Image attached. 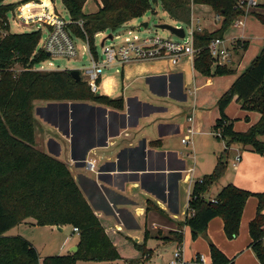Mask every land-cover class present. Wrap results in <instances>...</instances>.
Instances as JSON below:
<instances>
[{"label": "trees", "instance_id": "trees-1", "mask_svg": "<svg viewBox=\"0 0 264 264\" xmlns=\"http://www.w3.org/2000/svg\"><path fill=\"white\" fill-rule=\"evenodd\" d=\"M5 1L0 0V264H41L39 252L29 241L20 236H6L10 230L29 220L37 226L71 225L79 231L77 253L47 257L42 264L116 262L120 260L117 248L69 169L59 160L35 150L37 120L34 102H72L76 103L78 112L81 105L89 102L122 111L125 101L92 93L83 79L78 82L72 77L71 71L36 70L50 59L39 49L42 34L40 31L12 34L9 15H14L18 4H5ZM31 1L35 0H24L22 4ZM61 1L71 17L69 31L82 41L88 39L96 57L97 35L108 31L115 33L130 21L142 18L152 10L153 2H160L164 10L184 26L192 22V5L209 7L218 19H222V23L220 29L213 33L203 29L194 32L195 70L204 77L230 76L236 72L234 63L223 67L216 65L209 50L212 41L224 39L234 22L243 16V12L236 8L235 0H100L97 12L92 14L84 12L89 0ZM41 3L24 6L18 12L20 17L30 23L41 19L50 23L56 21L51 1L41 0ZM254 15L264 25V13ZM79 22H83V28ZM47 27L52 30V27ZM236 44L234 50L237 54L240 49L246 52L249 47L247 41L241 43L238 40ZM18 68L21 70L16 71ZM235 99L243 111L260 115L259 121L246 132L235 131L237 120L226 114ZM218 108L220 118L213 131L218 140L225 141L224 153L214 171L194 183L189 200L191 215L179 230L172 233V240L182 245V228L187 226L196 241L207 234L209 224L216 218L223 220L226 237L237 239L246 204L255 197L259 204L256 217L249 226L250 247L260 264H264V192L252 193L230 184L214 201L206 198L213 186L225 176L229 150L233 145L251 147L254 153L264 156V142L261 140L264 136V48L222 95ZM81 114L86 119V115ZM64 130L68 132L67 126ZM79 130L85 133L81 135ZM92 132L93 128L77 124V147L81 138L85 134L92 135ZM137 248L144 252V256L152 254V251L147 252L146 246ZM210 250L213 264H233L213 243H210Z\"/></svg>", "mask_w": 264, "mask_h": 264}, {"label": "crops", "instance_id": "crops-1", "mask_svg": "<svg viewBox=\"0 0 264 264\" xmlns=\"http://www.w3.org/2000/svg\"><path fill=\"white\" fill-rule=\"evenodd\" d=\"M50 1L55 3V0ZM99 4L100 0H89L84 8L85 14L97 12ZM204 7L206 8V6ZM245 28L242 29L243 33ZM100 35L102 34L98 36ZM224 40L226 42L229 41L225 38ZM199 75L201 74L195 70L194 60L187 57L178 65H172L167 60L137 62L126 66L115 65L107 69L102 78L100 95L113 99H124L127 111L125 113L117 112L112 114L114 121L108 135H105L102 144L96 148L95 170L99 171L101 175L95 179L88 178L81 173L83 165L81 167L77 166V184L98 218L100 213H106L107 216H114L120 226L129 227L130 225H136L131 207L136 205V200L140 198L139 195L146 200V238L154 239L157 242V248H146L147 252L152 251L149 260L145 259L144 252H142L140 258L132 262L127 261L124 264L141 262L156 264L152 262L154 261L153 259L158 256L161 257L162 253H165V248L174 244L176 245V250L180 245L172 240V233L179 230L184 221H178L173 216L171 217L170 214L179 213L181 208L179 194L188 190L187 203L183 205V211L186 212L185 219L190 216L189 200L196 181L191 179L190 184L187 185L185 183L188 178L187 176L184 179L187 169L185 162L175 161L174 155L170 152L172 151L170 141L175 135H181L184 138L187 136L192 140V145L190 146L194 147V137L201 134L208 135L207 129L209 128L206 129V125L208 124L213 130L216 121L220 118L219 115L215 123H212V112L206 108L198 109L196 106L198 100L201 105L202 101H204L201 96L203 88L213 87L214 85L213 80L205 81ZM227 89H218L216 99H220L230 88ZM211 94L212 91H209L208 97L212 96ZM149 96L157 98L159 102L167 106L161 110L163 113H169L174 105L188 108L189 113L186 117L174 121H172L174 118L172 117L174 115L172 112L170 118L164 116L155 119L151 114H144L151 106L148 103ZM235 102H237L236 99ZM133 104L136 105L134 106V113L137 115L133 114ZM229 107L226 110V114L230 119L241 121L245 117H249L248 115L235 117L229 113ZM125 114H131V118L128 121L125 120ZM81 115L79 114V116ZM119 115L122 119L121 122L117 120ZM191 118L193 122L189 121ZM259 119L260 115L254 124ZM168 120L170 122H167ZM115 121L118 122V126L115 129L116 132H113V123ZM163 123L169 124L171 131L163 134V127L161 126ZM237 124L238 121L234 125V129L237 132H246L251 127L250 125L249 128L243 131V129L237 128ZM191 127L194 128L192 137L188 133ZM79 133L83 135L85 131L79 130ZM69 134L67 133V137H69L71 147H73V144L76 143L77 132H74L75 135L72 133L69 136ZM184 138L181 140L182 144ZM261 140L264 142V136ZM241 152L243 154L238 156L235 163H233L235 168L233 176L223 185L222 189L233 184L252 193H263L264 156L254 153L251 147L243 148L239 153ZM123 154L124 156L122 157ZM238 158H240L239 162H237ZM187 171H190V169ZM158 185L161 187V196L153 192V188ZM258 204V199L255 197L248 200L241 221L240 234L235 240H229L226 237L224 222L221 218H216L209 224L206 234L208 241L200 236L193 243H188L186 239L188 237L192 238V234L190 228L184 226L182 228L184 232L182 246L184 247L185 259L194 261L196 257L203 255L209 264H213L210 250V243H213L229 260L233 261V264H260L250 247L252 240L249 232L250 223L257 214ZM99 220L101 221L100 218ZM29 221L31 222L30 224H33V220ZM101 223L103 225L102 221ZM52 228L60 232L65 229L64 227ZM106 233L109 236L107 230ZM76 234L78 235V233ZM7 235L9 234L7 233ZM15 236L30 239L21 230ZM32 245L36 248L34 244ZM76 247H78V244ZM62 249H64V245ZM173 253H170V255H173ZM161 259L164 260L163 256ZM118 261L120 262V260ZM118 261L105 264H116ZM168 261L163 264H168ZM42 262L43 260H41V264Z\"/></svg>", "mask_w": 264, "mask_h": 264}, {"label": "rangeland", "instance_id": "rangeland-1", "mask_svg": "<svg viewBox=\"0 0 264 264\" xmlns=\"http://www.w3.org/2000/svg\"><path fill=\"white\" fill-rule=\"evenodd\" d=\"M23 1L24 0L5 1V4H18V7L14 11V15H9L11 30L10 32L12 34H23L40 31L42 34V38L39 45V49L42 50L45 41L48 38V33L50 29L43 23L37 22L35 25H22V23L17 20V13L19 12V9L22 8ZM33 2H38L39 4V2L41 1H31V3ZM52 4H54L53 7L56 9V12L59 17L65 22L70 23L71 17L66 8L64 7L62 1L55 0V3ZM191 10L193 26L195 28L198 27L200 28V30H208L210 33H213L220 29L222 19H218L209 7L205 8L204 6L192 5ZM237 20H243L246 23V28L244 30L245 32L243 33L242 29H236L232 25V27L226 32L224 37L225 39L229 40L230 43L235 40V46L237 45L236 41L238 43V40L241 41V43L246 41L249 42V47L246 52L240 49L239 54H237L235 51L236 54L233 59V66H237L236 72L230 76L204 77L202 75H199V77H201V79H205V81H214L213 87H205L201 91V96L204 100L202 101V105L199 100L196 105L198 109L206 108L208 111L212 112V123H215V120L219 118L220 115L218 109V102L220 99H216L217 90H223L224 88L229 89L233 82L251 66L252 62L256 59L257 56L260 55L262 49L264 48V25L259 21V19L255 15L250 14L246 16H241ZM144 23H149V28L139 29V27H141V25ZM161 24H168L175 27L183 26L181 23L175 21L169 15V13L164 10L160 2H153L151 11L147 12L142 18L130 21L129 23L124 25L120 30L114 33V36L119 37V39H116L113 42L107 41L106 38L110 34H112V32H105L104 34L96 38V47L98 51L101 52L102 44L105 40L107 41V45L114 44L116 46H119L122 42H124L126 37H134L135 35L158 36L164 39L172 40L176 39V37L172 36L168 31L156 29L154 27L155 25ZM130 32L132 34H129ZM74 37L78 49L77 57H50L49 60L40 64L36 68L38 70L43 69V71L77 70L83 73L86 68L91 66V59L86 50V43L80 39L78 40L76 36ZM243 52L244 55L242 58ZM20 70V68L16 69V71ZM209 91H212V96L208 97ZM148 100V103L151 106L147 109L146 112H144V114H151V116L155 119L164 116L170 118V116H172L171 114L173 113L174 115L172 117L174 118L172 121H174L179 118L186 117L189 113L188 108L176 105H174L173 107L170 106L172 108L170 109L169 113H163L161 110L167 106L162 104V102H159L158 99L154 98L153 96H149ZM74 104L76 103L46 101L34 102V115L37 120L35 130L36 144L34 148L36 151L46 154L63 163L69 169L72 176L77 182V166L81 167V165H83L81 173H83V175L88 178L95 179L96 177H99V175H101L99 171L91 169V166L89 164L95 165V162L97 160L96 148L99 147L100 144H102L105 135H108L112 122L114 121L112 119V114H116L117 112L125 113L127 110L125 108L124 110L120 111L105 104L89 102L81 105L80 110H78L77 112V105L75 106ZM228 111L235 117H244L245 115L249 116V120H246V117L241 121L237 120V128L243 129V131L246 130V128H249L250 125L252 126V124H254L259 117V114L257 112L247 113L243 111L241 109V105L235 102V100L230 104ZM81 113L86 115V119L82 118L83 115L79 116V114ZM130 118L131 114H125L126 121H128ZM117 120L120 122L122 121L120 115L117 116ZM167 122L170 121L168 120ZM117 123V121L113 123V132H116L115 129L118 126ZM77 124H80L81 126L83 125V127L89 126L90 128H93L92 133L94 134L87 136L85 134L81 138L78 147L76 138V143L73 144V147H71L69 137H67V133H70L71 135L72 133L74 134V132L76 133ZM168 125L169 124L167 123L161 124V126L163 127V134L171 131ZM66 126L68 132H65L64 130ZM206 129L209 132L208 135L201 134L199 136L196 135L194 137V147L182 144L181 140L184 137L181 135H175V137H173V139L170 141V147L172 148V151L170 152L172 155H174L175 161L178 160L185 162L187 169L184 179L188 176L187 180L185 181L187 185L191 183V179L197 181L199 178H202L207 174H211L217 165L219 157L224 153L226 145L225 141L218 140L215 134L213 133L212 127H210L208 124L206 125ZM70 134L69 136H71ZM184 139L188 140L189 137L186 136ZM242 149L243 147L238 144H235L230 148L226 175L218 185L213 187L209 195H207L206 198L208 200L210 198L215 199L222 190L223 185L226 184L233 176V173L235 172L233 163H235L236 158L238 156L243 154V152L239 153ZM123 156L124 154L122 155V157ZM189 169L190 171L188 172L187 170ZM160 188L161 187L159 185L156 186L155 188H153V192L161 196ZM187 193L188 190L184 191L182 194H179V199L181 203L179 213H172V215L169 213L171 217L173 216V218H176V220L181 222L186 221V212L183 211V205L187 203ZM139 197L140 198L136 200V205L134 207H131V209L133 210V215L135 217L136 225H130L129 227L120 226L114 216H107L106 213L99 214V218L103 222L105 229L108 231L109 238L113 242L114 246L118 248L120 254V262L118 261V263L116 264H124L127 261L132 262L140 258L142 252L137 248V246H146V248H157V242L154 239L146 238L145 225L147 224V220L145 212L147 209V203L142 196L139 195ZM30 223V221L26 223H21L16 228L10 230L8 232L9 235L6 234V236H15V234H19V230H21V232H23L28 238H30L26 240L36 246L40 254V261L45 260V258L50 256L69 255L72 253L71 250L75 248L79 243V235L74 232V227L71 225L65 226L64 231L60 232L57 229H54L49 226H37ZM187 240L188 243H193L194 241L193 238L189 237L186 239V241ZM63 245L64 249H62ZM175 247L176 245L173 244L165 248V253H162L164 260L161 259L162 256H158L157 258H154V261L152 262L156 264H163L164 262H167L172 257L170 253L172 254L175 251ZM76 264L105 263L77 261Z\"/></svg>", "mask_w": 264, "mask_h": 264}, {"label": "built area", "instance_id": "built-area-1", "mask_svg": "<svg viewBox=\"0 0 264 264\" xmlns=\"http://www.w3.org/2000/svg\"><path fill=\"white\" fill-rule=\"evenodd\" d=\"M41 1V0H40ZM236 8L243 12V16L254 15L258 13H264V0H235ZM30 4H38V2L27 3L22 6H28ZM42 3L39 2L38 5ZM52 4V3H51ZM21 9V8H20ZM19 9V10H20ZM35 13V11H33ZM32 12V15H33ZM53 14L57 18L56 21L50 23L45 20H38L34 23L23 20L19 13H17V20L22 25H35L37 22L43 23L44 25L52 27L49 30L48 38L45 41L42 51L49 53L51 57H66L75 58L78 56V49L75 42V37L69 31V23L62 20L53 7ZM49 24V25H48ZM78 25L83 28V22H79ZM246 23L243 20H237L234 24L236 28H245ZM181 28V27H179ZM186 31V37L184 39L176 38L164 39L158 36H138L126 37L124 42L119 46L114 44L107 45V41H115L119 37L113 36V40H107L102 47V51L98 53V57L92 52L88 39L84 41L86 43V50L91 59V66L86 68L83 73L80 72L82 79L89 85L92 93L98 95L101 94V81L104 73L107 69L112 68L115 65L126 66L137 62L156 61V60H167L172 65H178L183 59L189 57L195 59L196 50L194 49V32L200 30L193 26V20L190 25L182 26ZM129 34H132L131 32ZM98 36V35H97ZM79 40V39H78ZM235 41V40H234ZM226 42L224 39H215L212 41L209 50L211 57L216 65L229 66L233 64L235 57L234 45L235 42ZM36 70H38L36 68ZM43 71V69L39 70ZM193 122L191 118L189 120ZM189 136L194 135V128H190ZM183 144L192 145L191 139H184ZM240 158L237 159V162ZM91 169H95L94 164H89ZM189 172V171H188ZM214 201V200H213ZM75 233H79L78 229H74ZM151 255H146L145 259L149 260ZM213 263V262H212ZM128 264H146L141 263H128ZM168 264H209L207 259L200 255L194 259V261H187L185 259L184 247L179 245L174 251L172 258L168 261Z\"/></svg>", "mask_w": 264, "mask_h": 264}, {"label": "water", "instance_id": "water-1", "mask_svg": "<svg viewBox=\"0 0 264 264\" xmlns=\"http://www.w3.org/2000/svg\"><path fill=\"white\" fill-rule=\"evenodd\" d=\"M154 27L156 29L168 31L172 36H174L176 38L184 39L186 37V31L182 27L178 28V27H175V26H172V25H168V24L155 25ZM140 28L148 29L149 28V23L142 24L141 27H139V29ZM113 38H114L113 34H110L106 38V40H108V39L109 40H113ZM106 40L103 42L102 47L104 46ZM47 55H48V57H51V55L49 53ZM71 75L78 82H80L82 80L81 74L77 70H72L71 71ZM202 237L208 241V238H207L206 234H204ZM71 252L72 253H77L78 252V247L73 248L71 250Z\"/></svg>", "mask_w": 264, "mask_h": 264}]
</instances>
